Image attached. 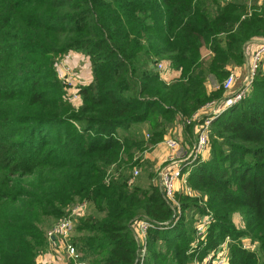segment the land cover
I'll use <instances>...</instances> for the list:
<instances>
[{
  "label": "trees",
  "instance_id": "1",
  "mask_svg": "<svg viewBox=\"0 0 264 264\" xmlns=\"http://www.w3.org/2000/svg\"><path fill=\"white\" fill-rule=\"evenodd\" d=\"M262 36L249 0H0V264H41L47 221L77 200L87 207L70 242L90 264H190L227 237L228 264H264L261 61L245 96L211 120L207 155L182 169L192 194L175 191L178 209L157 183L129 184L135 152L177 119L194 130L185 118L224 96L209 76L221 83ZM70 51L92 73L77 105L56 69ZM162 63L178 76L164 80ZM202 215L212 220L198 240ZM136 219L166 224L148 229L143 254Z\"/></svg>",
  "mask_w": 264,
  "mask_h": 264
},
{
  "label": "built area",
  "instance_id": "2",
  "mask_svg": "<svg viewBox=\"0 0 264 264\" xmlns=\"http://www.w3.org/2000/svg\"><path fill=\"white\" fill-rule=\"evenodd\" d=\"M263 55L264 38L259 41L257 47L250 56L249 73L246 76L245 82L240 86V88L231 92V88L235 81V75L230 72L221 84L224 90V96L219 100H212L204 106L207 108L206 110H208L209 113L199 114L197 112L192 117L185 118L184 123L187 125H189L191 121H198L193 126L196 138L193 142L192 148L188 152L183 150V152L180 153V145L176 139L168 138L165 140L166 146L171 150V162L165 165L162 170L157 172V175H159L157 176V184L160 186L165 198L170 200L176 209L179 207L177 201L174 198L177 181L183 183V187L181 188L182 191H185L189 195L192 194L190 189L186 186V172H182V169L187 166L190 160H194L198 157L201 158L203 153L206 152L208 148L209 127L211 120L215 115L237 103L245 96L252 82L254 72L256 71ZM60 60L56 63L57 76L63 84L64 89L67 91L68 101L76 104V101L79 102L78 89L77 87H74V83L70 78V67L64 61ZM157 68L161 70L162 64H158ZM187 153L189 154L187 155ZM189 157L190 159L188 161H184L185 158ZM137 174L138 171L134 168L129 178V184H132ZM86 207V201L74 202L67 208L66 211L68 214L58 219L56 223L52 225V227L46 232L49 248L52 250L60 249L66 254L65 257L67 261L72 262L73 264H88L85 260L81 259L80 251L70 242L74 223L79 216H82L85 213ZM178 214L179 211L177 212V216L174 214V222L178 219ZM211 220V216L202 215L196 221L194 228L198 240L199 237H202L205 234L206 228ZM155 224H157V227L159 228L166 226L165 223ZM155 224L147 219H136L132 223L133 230L135 232V238L139 243L141 254H143L146 250L147 231ZM228 240L229 239L227 237L224 242H222L217 247L216 250L207 253L202 260H193L190 264H228ZM243 247H250V243L244 241ZM38 257H41V255H38Z\"/></svg>",
  "mask_w": 264,
  "mask_h": 264
},
{
  "label": "rangeland",
  "instance_id": "3",
  "mask_svg": "<svg viewBox=\"0 0 264 264\" xmlns=\"http://www.w3.org/2000/svg\"><path fill=\"white\" fill-rule=\"evenodd\" d=\"M250 1V3H256V4H259L258 2H259V0H249ZM263 39V38H262ZM79 53H81V52H79ZM83 55L85 56V58H86V54H84L83 53ZM89 57V56H88ZM84 58V57H83ZM60 61H64L69 67H70V70H71V75H70V78L71 79H73V77L75 76V73L76 72H78V73H81V71H80V69H78L77 68V64H75V65H72L71 63H70V61L69 60H67V57L66 56H63L62 58H61V60ZM80 61H82L81 63H85V59H83V60H80ZM80 66H81V64H80ZM83 66V65H82ZM259 66V65H258ZM261 66H262V71H264V55H263V57H262V59H261ZM161 74L163 75V77H164V79H165V76L167 77V75H170L171 74V69L170 68H168L164 63H162V69H161ZM248 73H249V71H248V69H247V75H248ZM79 75H81V74H78V76ZM209 79V78H208ZM167 80V79H166ZM208 82V90L210 91V90H212V89H216V88H218V87H220L221 86V84H222V82L221 83H219V82H217V80L214 78V76H211V79L209 80V81H207ZM213 100H216V99H213ZM211 101H212V99H211ZM207 103H205L203 106H201L199 109H200V114L201 113H209V111L208 110H206L207 108H205L204 106L206 105ZM77 105V104H76ZM204 107V108H203ZM198 109V110H199ZM197 110V111H198ZM197 113V112H196ZM181 125H179V126H176V127H174V126H172V125H170V126H168V129H170V132L172 131L174 134V136H170V137H168V138H173V139H175L176 138V140L180 137V135H179V129L183 132V129H181V127H180ZM138 129L141 131V135L142 136H144V138L146 139L147 137H146V134L148 133V127H147V125H146V123H144V124H142V125H140L139 127H138ZM147 129V130H146ZM180 131V132H181ZM167 138V139H168ZM148 139V138H147ZM179 140V139H178ZM163 141V140H162ZM162 141H160V142H162ZM159 142V143H160ZM166 142V141H165ZM178 143H179V150H180V153H182L183 152V149H185V148H192V144L190 145V144H183V142H179L178 141ZM163 146H165V148H162V146H160V147H158L157 149H155L154 148V146H150L148 149H145V150H143V151H136L135 152V154H136V158H139L138 160V164H134V168H135V170H137L138 171V174L136 175V178L133 180V182H132V184H134V183H139L141 186H144V187H146L148 184H149V181H151L152 183L154 182V183H157L158 182V178H157V176H159V175H157V172H159L160 170H162V168L165 166V165H167L168 163H170L171 162V150L166 146V143H165V145H163ZM179 153V152H178ZM189 153H187V155H188ZM190 159V157L189 158H185V160L184 161H188ZM193 160H190L189 161V163L187 164V166H185V168H190L189 166H190V163L192 162ZM182 167H184V166H182ZM133 168V169H134ZM131 184V185H132ZM182 184L183 183H181V182H178L177 181V186L179 185L180 186V188L182 187ZM191 191V190H190ZM192 192V191H191ZM77 201H79V200H77ZM77 201H75V202H77ZM90 208V207H89ZM53 220V217H51L48 221H47V224H48V226H46L45 228H44V231H46L47 229H49V228H51L52 227V225L54 224L53 222L54 221H52ZM234 220H235V223L238 225L239 224V218L237 217V216H235L234 217ZM53 223V224H52ZM51 225V226H50ZM50 226V227H49ZM161 228H163V227H161ZM74 232H72V235H76V234H78V232H76L75 230H73ZM51 253H52V255H54L55 257H54V259H56V262L55 263H52V262H47V260H45V255H46V251L44 252V253H42V254H39V255H41V257H38L37 256V262H39V263H41V264H68V261H67V259H66V254L65 253H63L60 249H58V250H54V252L53 251H51ZM86 261V260H85ZM88 264H90V262H88V261H86Z\"/></svg>",
  "mask_w": 264,
  "mask_h": 264
},
{
  "label": "crops",
  "instance_id": "4",
  "mask_svg": "<svg viewBox=\"0 0 264 264\" xmlns=\"http://www.w3.org/2000/svg\"><path fill=\"white\" fill-rule=\"evenodd\" d=\"M260 6H262V11L264 12V0H259L258 2ZM264 38V36L262 37H254L252 38V40L248 41L246 43L245 46V63L242 66H235V65H230L228 66V69L230 70L231 73H233L235 75V81L233 83V86L231 88V92L238 90L240 88V86L245 82L246 76H247V69L249 71V60H250V56L253 53L254 49L257 47V44L259 43V41ZM67 57V60L70 61V63L72 65L77 64V68L80 69L81 73L76 72L75 76L73 77L72 81L74 83V87H78L84 84H87L91 81L92 79V73H91V66H90V60L89 57L83 55V53H79V52H75V51H70L68 52L66 55H64ZM84 57V58H83ZM85 59V63H81L83 60ZM81 64V66H80ZM83 65V66H82ZM78 74H81L78 76ZM178 76V72L176 70H171V74L167 75V77L165 76L166 81H169L175 77ZM212 76V75H211ZM211 76H209L208 81L211 79ZM163 77V75H162ZM164 78V77H163ZM207 87H208V82H207ZM209 89V88H208ZM78 102L76 101V104ZM200 114V109L197 111ZM181 125V129H183V132L179 129V135L180 137L177 139V141H179L180 143L183 142V144H192L194 142V137H195V132L194 130H186L184 127V125L182 124V121H180L179 119H177L172 126L176 127ZM181 131V132H180ZM174 133L171 131L170 129H168V131L166 132L163 141L154 145V148L157 149L158 147L162 146V148H165V140L170 137V136H174ZM148 135L146 134V137ZM176 139V138H175ZM184 151L188 152L189 148H185L183 149ZM207 155V152H204L202 157L204 158ZM183 187V186H182ZM181 187V188H182ZM180 188V186H176V190H182ZM46 251V255H45V260H47V262H52L55 263L56 259H54V255H52L51 251L54 252V250H52L51 248H48ZM44 251V252H45ZM43 252V253H44ZM56 258V257H55ZM66 264V263H65Z\"/></svg>",
  "mask_w": 264,
  "mask_h": 264
}]
</instances>
